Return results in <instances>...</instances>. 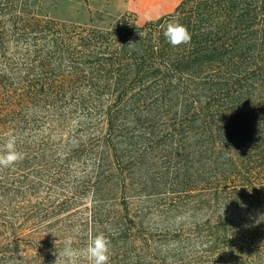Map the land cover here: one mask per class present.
Here are the masks:
<instances>
[{
  "label": "trees",
  "instance_id": "1",
  "mask_svg": "<svg viewBox=\"0 0 264 264\" xmlns=\"http://www.w3.org/2000/svg\"><path fill=\"white\" fill-rule=\"evenodd\" d=\"M176 19L190 44L166 41ZM9 135L25 158L0 167V264L100 233L109 264H264V0L108 30L0 0V149Z\"/></svg>",
  "mask_w": 264,
  "mask_h": 264
},
{
  "label": "rangeland",
  "instance_id": "2",
  "mask_svg": "<svg viewBox=\"0 0 264 264\" xmlns=\"http://www.w3.org/2000/svg\"><path fill=\"white\" fill-rule=\"evenodd\" d=\"M147 0H32L38 14L52 20L92 27L100 30L110 29L118 20L127 16L144 25L152 20L174 15L180 3L167 0L169 10L160 11L154 19L148 14L151 7Z\"/></svg>",
  "mask_w": 264,
  "mask_h": 264
},
{
  "label": "clouds",
  "instance_id": "3",
  "mask_svg": "<svg viewBox=\"0 0 264 264\" xmlns=\"http://www.w3.org/2000/svg\"><path fill=\"white\" fill-rule=\"evenodd\" d=\"M163 35L173 47L188 45L191 42V33L178 19L167 24ZM16 145V136L9 135L0 149V167H12L25 158L24 153L19 151ZM110 245L111 241L103 233L91 237L83 248L73 247V240L69 237L64 241L63 249L57 254L55 264H109Z\"/></svg>",
  "mask_w": 264,
  "mask_h": 264
},
{
  "label": "crops",
  "instance_id": "4",
  "mask_svg": "<svg viewBox=\"0 0 264 264\" xmlns=\"http://www.w3.org/2000/svg\"><path fill=\"white\" fill-rule=\"evenodd\" d=\"M169 1V0H168ZM167 0H164V3L162 5L159 4L158 0H147L145 3L151 7V13L148 14L150 18L154 19L156 15L163 10H169L171 5H166L169 3ZM183 0H178V3H180ZM169 8V9H168Z\"/></svg>",
  "mask_w": 264,
  "mask_h": 264
}]
</instances>
